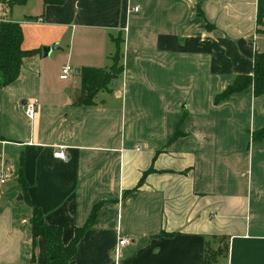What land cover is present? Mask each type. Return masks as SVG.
<instances>
[{"label":"crops","instance_id":"1","mask_svg":"<svg viewBox=\"0 0 264 264\" xmlns=\"http://www.w3.org/2000/svg\"><path fill=\"white\" fill-rule=\"evenodd\" d=\"M4 1L33 53L0 87V264H43L31 205L64 245L95 209L73 264H264V95L214 103L264 56V0ZM116 37L122 73L80 105V69L107 68Z\"/></svg>","mask_w":264,"mask_h":264},{"label":"trees","instance_id":"2","mask_svg":"<svg viewBox=\"0 0 264 264\" xmlns=\"http://www.w3.org/2000/svg\"><path fill=\"white\" fill-rule=\"evenodd\" d=\"M25 0H5L6 6L23 3ZM50 1V0H48ZM204 1V0H201ZM51 2V1H50ZM264 15V10L259 7L257 14L258 23ZM116 49L110 56L113 62L112 67L104 69L81 68V94L78 103L82 106L93 105L95 95L102 90H107L109 85L122 73L123 66L120 64L121 53L120 37L113 39ZM21 30L18 24L9 21L0 22V87L10 84L18 74L21 59L33 52H27L20 49ZM251 88L254 96L264 95V56L261 53H255L253 58V69L250 75H238L232 83L214 98V103L219 104L228 100L233 94L240 93ZM179 135L175 133V139ZM254 142H259L264 138V127L256 131L253 135ZM19 184L24 187V182L19 168ZM32 216L29 220L30 232L32 236V245H35L37 238H42L44 244L43 264H73V258L76 252V246L85 229L93 220L95 209L82 228L75 231L73 239L66 245L61 240L60 226L46 224L42 212L36 206L31 205Z\"/></svg>","mask_w":264,"mask_h":264},{"label":"built area","instance_id":"3","mask_svg":"<svg viewBox=\"0 0 264 264\" xmlns=\"http://www.w3.org/2000/svg\"><path fill=\"white\" fill-rule=\"evenodd\" d=\"M1 5V4H0ZM3 9L5 10V8L3 6H0V22L5 20V11L3 12ZM139 11V7L135 6L134 8H132V12L137 13ZM73 73V68L70 65H65L61 71V74L59 76L60 80H66L71 74ZM38 104V101L36 99L30 101V102H26L24 104V114L27 118H32L36 105ZM53 156L55 158H58L62 161H66L68 159L66 153L64 152L63 148H58V150L56 152H54ZM8 179V175L5 171H1L0 172V187L5 185V183L7 182ZM131 243V240L128 237H120L117 241V247H116V251L115 254H118V251L120 250V248L128 245Z\"/></svg>","mask_w":264,"mask_h":264},{"label":"water","instance_id":"4","mask_svg":"<svg viewBox=\"0 0 264 264\" xmlns=\"http://www.w3.org/2000/svg\"><path fill=\"white\" fill-rule=\"evenodd\" d=\"M52 49H54V47H46V48H44L43 49V56L47 57L50 54Z\"/></svg>","mask_w":264,"mask_h":264},{"label":"rangeland","instance_id":"5","mask_svg":"<svg viewBox=\"0 0 264 264\" xmlns=\"http://www.w3.org/2000/svg\"><path fill=\"white\" fill-rule=\"evenodd\" d=\"M4 1V0H3ZM5 3V2H4ZM2 5H4V4H2ZM2 22H4V21H2ZM114 54V53H113ZM113 56V55H112ZM112 65H113V62L112 61H110V64H109V66H111L112 67Z\"/></svg>","mask_w":264,"mask_h":264}]
</instances>
